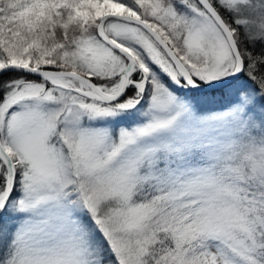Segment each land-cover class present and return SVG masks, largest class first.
I'll list each match as a JSON object with an SVG mask.
<instances>
[{"label":"rangeland","instance_id":"obj_1","mask_svg":"<svg viewBox=\"0 0 264 264\" xmlns=\"http://www.w3.org/2000/svg\"><path fill=\"white\" fill-rule=\"evenodd\" d=\"M179 1L177 10L166 0H132V7L119 0H11L6 15L31 23L45 10L49 16L53 13L50 8L60 4L71 6L76 16L88 20L100 19L107 12L135 15L172 46L189 73L204 83L221 80L235 66L227 38L196 0ZM215 2L248 39L264 41V0ZM57 18L61 19V14ZM104 27L133 53L132 72L139 69L147 76L145 86L138 85L133 96L124 97V93L115 102L103 101L71 92L74 87L96 94L81 81L59 76L50 87L27 82L18 88V82L12 83L0 104V139L15 164L10 197L18 187L16 196L3 206L0 252L4 249L6 254L0 264H107L93 237L96 221L103 228L111 227L116 251H124L130 264H139L147 252L143 230L149 205L138 198L150 174L149 167L141 173V166L144 162L149 166L160 150L180 153L199 144L207 148L208 159L227 157L223 173L237 177L246 171L245 176L255 177L264 172V102L257 93L238 92L229 106L208 111L206 106L212 107L217 99L188 93L191 88L140 26L109 18ZM81 60L87 76L120 75L110 84L99 83L109 93L119 89L126 65L119 52L91 38L83 44ZM239 78L229 84L237 88ZM200 106L206 108V114L196 112ZM116 122L119 124L113 129ZM166 164L164 168L170 169ZM175 171L178 189L171 196L210 187V168L194 167L184 178L179 177L183 170ZM4 176L6 186V166ZM88 213L94 222L82 217ZM217 231L219 228L212 234ZM247 236L240 233L236 246L223 238L217 239L220 244L209 241L215 264L235 262L239 258L236 253H257ZM165 262L177 264L175 254L163 253L150 263Z\"/></svg>","mask_w":264,"mask_h":264},{"label":"trees","instance_id":"obj_2","mask_svg":"<svg viewBox=\"0 0 264 264\" xmlns=\"http://www.w3.org/2000/svg\"><path fill=\"white\" fill-rule=\"evenodd\" d=\"M119 1L132 7V3L129 4L132 0ZM10 2L11 0H0V62L4 64L15 61V63L25 62L31 66L71 69L87 75L82 66L81 49L87 39L93 38L102 41L96 32L99 19L79 18L71 6L60 4L52 7L53 9L50 8L53 13L49 16L46 15L45 10L44 15L27 23L22 21L25 18H13L6 15L8 11H11ZM210 2L230 29L236 28L232 23V18L224 9L218 6L215 0H210ZM166 4H170L177 10L181 6L179 0H166ZM133 6L135 7L134 4ZM135 9L140 11L138 6ZM59 14H61V19L57 18ZM34 16L36 15L31 17ZM146 34L158 45L147 32ZM233 35L244 62L242 74L236 81V83H240L237 84V88L234 84H228L201 94L188 89V93L192 92L197 97L206 96L217 99L212 107L206 106L208 111L229 106L234 101L233 95L244 92V90L257 93L259 101L264 102V41L248 39L239 28H236ZM159 48L161 49L160 46ZM175 53L177 54L176 51ZM120 55L127 61L124 55L121 53ZM137 75L141 76L139 69L134 70L131 77L136 78ZM119 76L117 74L113 77L111 75L108 77L89 75L96 83L106 84L117 81ZM191 77L199 83H204L192 74ZM15 82H18L16 84L18 88L27 82L41 83L44 87L53 86L48 79L43 77L18 70L7 71L0 75V104L12 89L13 85L11 86V84ZM135 91H137V86L130 82L124 97L133 96ZM71 92L76 91L71 90ZM205 111L206 108L201 106L196 109V112L202 115L206 114ZM117 124L119 123L113 124L112 128H116ZM0 136L2 139V131ZM198 145L192 144L189 148L181 150L180 153L166 154L160 150L153 156L154 160L149 166V162H144L141 166L143 168L141 173L144 168L147 170L149 167L150 174L148 173L138 198V202L141 204L147 202L146 204L149 205L145 209L148 218H146L147 225L143 230L147 237V242H144L147 252L144 253L146 255H143L141 262L139 260V264H153L150 263L153 257L166 252L175 254L177 264H215L207 243L213 241L220 244L217 239L223 238L231 240L236 246L240 233H247L248 236L245 239L248 241L251 237L250 241L254 243L255 246L252 245L257 253L252 252L243 256L236 253L239 258L229 264H264V172L255 177H247L245 176L247 172L244 171L246 174L237 175L240 177L238 180L234 175L223 173L226 163H229L227 157L215 161L208 159L207 148L198 147ZM205 155L207 159H205ZM166 162L171 170L164 168L163 165H167ZM231 166L236 167L237 165L232 163ZM238 166L237 168H239ZM194 167L210 168V187L196 193L187 189L176 197L171 196L170 193L178 189V182L174 177L175 170H183L179 177L184 178V174L192 173L191 169ZM4 171L5 164L0 158V192L5 188ZM219 185L221 187L214 190L215 186ZM207 189L210 191L207 192ZM17 191L18 187L15 188L10 199L16 196ZM3 211L2 208L0 210V225ZM82 217L94 222L91 213ZM209 219L214 222H210ZM94 225L95 233L93 234V228L92 231L89 230L93 234L105 263L130 264L124 251L121 254L113 247L111 227L107 225L103 228L97 221ZM14 226L16 225L13 224ZM217 228L219 231L212 234ZM238 250L235 249L236 252ZM243 250L244 253L247 251L244 247ZM5 254L6 251L3 249L0 252V261L4 259ZM162 264H166V262Z\"/></svg>","mask_w":264,"mask_h":264},{"label":"water","instance_id":"obj_3","mask_svg":"<svg viewBox=\"0 0 264 264\" xmlns=\"http://www.w3.org/2000/svg\"><path fill=\"white\" fill-rule=\"evenodd\" d=\"M196 1L218 24L223 34L227 38L229 45L232 49V52L235 56V66L233 70L219 81H216L213 83H199L195 81L191 77V74L189 73L185 64L181 61V59L175 53V51L169 45V43L147 21L135 15L117 13V12H107L101 15L98 25H97V30H96L98 37L104 43L109 45L111 48H113L117 52L123 54L127 59L125 68L123 70V74L121 76V85L116 92L109 93L105 91L103 88L100 87L98 83H96L90 77L78 71L71 70V69L40 67V66L37 67V66H30V65L22 64V63L10 62V63H5L0 66V75H2L3 73L7 71L18 70V71H23V72H26V73H29V74H32L38 77L46 78L51 83L53 82L51 81V77L65 76V77L73 78V79H76L78 81H81L87 84L96 94L87 93L84 90L70 87L74 91H77L83 95L99 98L103 101L117 100L124 95L129 83L131 82L130 74L132 72V68L135 63V57L128 48H126L125 46L117 42L106 32L104 28L105 21L108 18H115V19H119L122 21L134 23L140 26L143 30H145L158 43V45L167 55V57L173 64L174 68L176 69L180 79L192 90L209 91V90L220 88L222 86H225L226 84L231 83L232 81H234L236 78H238L242 74V71L244 68L243 58L238 49V46L235 41L232 30L230 29L228 24L225 22L223 17L220 15V13L217 11V9L214 7V5L210 2V0H196ZM146 80H147V76L145 73H143V80L139 82V85L144 87ZM54 84H57V83H54ZM0 158L4 162L7 168V171H8V178H7L5 191L0 201V210H1L11 195V192L14 186V181H15V164H14L12 157L10 156L8 151L5 149L1 139H0Z\"/></svg>","mask_w":264,"mask_h":264},{"label":"flooded vegetation","instance_id":"obj_4","mask_svg":"<svg viewBox=\"0 0 264 264\" xmlns=\"http://www.w3.org/2000/svg\"><path fill=\"white\" fill-rule=\"evenodd\" d=\"M131 75H132V73L130 74V80H131V83H133V84H135L136 86H138V85H139V82H141L140 79H141L142 76H143L142 73H141V76H140V77L137 75L136 78L131 77Z\"/></svg>","mask_w":264,"mask_h":264},{"label":"bare ground","instance_id":"obj_5","mask_svg":"<svg viewBox=\"0 0 264 264\" xmlns=\"http://www.w3.org/2000/svg\"><path fill=\"white\" fill-rule=\"evenodd\" d=\"M28 65V64H27ZM31 66V65H30ZM38 67V66H37ZM51 80L53 81V82H56V81H58V77H55V76H53V77H51ZM1 199L2 198H0V201H1Z\"/></svg>","mask_w":264,"mask_h":264}]
</instances>
